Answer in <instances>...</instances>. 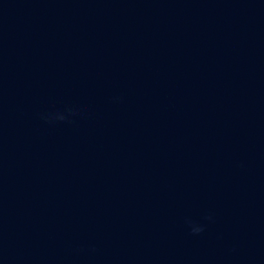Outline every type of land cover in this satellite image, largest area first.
Here are the masks:
<instances>
[{"label":"water","instance_id":"obj_1","mask_svg":"<svg viewBox=\"0 0 264 264\" xmlns=\"http://www.w3.org/2000/svg\"><path fill=\"white\" fill-rule=\"evenodd\" d=\"M0 264H264V0H0Z\"/></svg>","mask_w":264,"mask_h":264},{"label":"clouds","instance_id":"obj_2","mask_svg":"<svg viewBox=\"0 0 264 264\" xmlns=\"http://www.w3.org/2000/svg\"><path fill=\"white\" fill-rule=\"evenodd\" d=\"M62 118V117H61ZM206 219H210V217H206ZM189 224H191V221H188ZM204 230L203 226H199V227H195L193 226L191 228V231L193 234H199L200 232H202Z\"/></svg>","mask_w":264,"mask_h":264}]
</instances>
